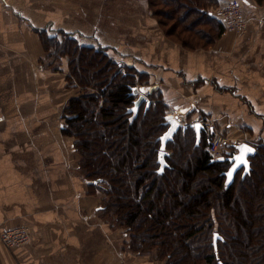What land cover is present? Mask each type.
Returning a JSON list of instances; mask_svg holds the SVG:
<instances>
[{"label": "crops", "instance_id": "obj_1", "mask_svg": "<svg viewBox=\"0 0 264 264\" xmlns=\"http://www.w3.org/2000/svg\"><path fill=\"white\" fill-rule=\"evenodd\" d=\"M244 1L246 32L237 36L226 32L208 50L191 51L164 41L155 65L168 79H178L177 87L193 88L202 81L191 98L181 93L188 88H166L182 115L192 110L196 118L201 113L219 114L228 131L239 127L260 133L264 132V3ZM7 2L0 0V234L24 224L32 230V241L13 247L0 241V264H147L145 255L131 256L121 248L120 234L97 215L101 195L89 192L88 181L77 168L76 152L68 146L72 142L61 134L59 114L65 102L56 100L57 92L65 97L59 86L63 80L49 75L38 62L41 45L32 22L16 19H38L33 6L27 0ZM73 3L57 1L63 14L73 12ZM11 4L16 18L7 10ZM49 5L51 19L63 17L55 15L54 1ZM79 7L85 12L84 1ZM258 136L264 141V133Z\"/></svg>", "mask_w": 264, "mask_h": 264}, {"label": "trees", "instance_id": "obj_2", "mask_svg": "<svg viewBox=\"0 0 264 264\" xmlns=\"http://www.w3.org/2000/svg\"><path fill=\"white\" fill-rule=\"evenodd\" d=\"M255 1L261 4L264 0ZM173 2V10L179 4L204 16L216 0ZM217 19L221 34L223 23ZM92 48L78 45L83 65L98 68L96 80L80 79V84L89 89L65 103L67 126L62 131L75 140L80 157L77 166L88 181L89 192L106 197L100 217L115 215L144 245H149L147 239L159 237L156 244L161 252L174 253L169 264H264V168H256L264 145H257L256 152L249 156L250 169L236 173L227 182L232 164L229 157L212 156L206 149L207 138L202 136L197 145L195 129H180L166 146L174 150L177 145L179 152L171 159L172 153L167 151L168 164L159 172L161 135L168 128L164 103L155 97L156 91H150L149 107L148 100L142 102L137 117L131 120L128 109L136 100L133 85L108 67L117 63L107 51ZM70 69L72 78L68 80H78L73 77L75 68ZM113 78L119 80L111 87ZM160 185L159 194L165 188L170 194L163 191L156 207L151 193ZM212 211L220 223V249L211 242L215 226ZM196 215L203 219L194 221ZM144 229L150 238L138 235Z\"/></svg>", "mask_w": 264, "mask_h": 264}, {"label": "rangeland", "instance_id": "obj_3", "mask_svg": "<svg viewBox=\"0 0 264 264\" xmlns=\"http://www.w3.org/2000/svg\"><path fill=\"white\" fill-rule=\"evenodd\" d=\"M3 1L8 4L7 0H2V2ZM51 1H54L55 4L54 9L57 11L55 15L60 13L63 14L65 11L64 7L60 8L57 5V1L63 5L65 0H27V3L33 6L34 15L38 18L34 21L27 18H16L11 9L12 4L11 6H8L7 10L13 13V16L19 21L24 20L32 22L33 34L39 39L41 45L39 51L40 55L38 54V62L49 75H59V77L62 78L63 81L60 82L59 86H61L66 93L64 97L59 94L60 92H57L56 102L59 101L60 97V100L64 99L62 102L67 103L70 97L79 95L80 93H83V91L88 90L89 88L80 84V79L93 82L96 80L95 76L98 68H96L95 65H83L84 59L81 52L82 50H78V45H88L93 47V50H99L102 48L103 50L107 51L111 60L117 63L116 66L114 63H109L108 67L110 69L112 68V70L119 77L122 76L123 80L131 82L133 87H137L139 89V93L134 94V96L137 99L139 94H144L145 100H148V107L151 103L150 100L147 99L148 94L150 91L152 93L156 91L154 92L155 97L158 98L159 96V98H161L162 102L164 103V123L166 126L168 125L169 127L167 115H172L181 122L182 126L177 130V132L180 131V129L185 130L188 127L195 129L193 124L203 121L201 123L204 125V129L202 131L201 139H203L202 136L207 138L206 149L212 156L224 158L233 156L238 152L236 145L243 142H247L255 146V152L257 145H264V141L258 136L262 135L264 132L261 131L260 133H255L252 130L247 131L246 129L241 131V128L239 127H237L234 132L228 131L220 124L221 115L219 114L213 116L201 113L200 116L196 118V115H193V113L196 112L194 110L186 115L179 113V110L174 108L172 102L169 100L170 94L168 96L167 89H172L174 91L175 88L178 90H185L188 88L189 90H185L184 92L181 91V93H183L182 95L184 97L191 98V95H193L192 92L195 91L196 88H200L203 85L201 83L202 81L197 80L195 83L196 85L193 88L190 85H185L182 88L181 86L177 87L178 79H168L167 73L163 74L160 71V67L155 65L160 62L161 50L163 52V44H173V46L178 45L180 48L191 51L208 50L214 47L219 38H221L226 32H230L236 36L246 32L248 30V25L247 29L243 32L227 30L224 25L223 32L221 34L218 32V16L214 10L216 7L221 6L228 0L225 2L222 0H216V3L213 5V7L209 8L207 14L204 13V16L197 14L195 11H191L189 8H182L179 4L176 5L173 10V8H171L172 5L175 6L173 0H74L75 3H73L70 8L73 12L63 14V17L56 19H51L53 18L52 16H54V14H52L53 11L51 8V13L48 14L47 12L48 10L46 7H50L49 4ZM83 1L84 7H86L85 12L81 11L83 10V7H79V5H82ZM95 2H97V6L93 5ZM241 2L244 4L246 9L245 1L241 0ZM263 3L264 1L261 4ZM43 9L44 12H41ZM213 37L215 38L213 39ZM198 41H200L199 44ZM183 42H185L186 45ZM90 53L93 54V52ZM34 63L36 64L37 62ZM108 67H106V70H108L109 73L110 69ZM70 68H73V70L75 68L74 72H76V75H73V77L77 78L78 80H68L72 78L71 76L69 77L70 74L72 75ZM64 72H66V74ZM171 74L172 72L170 71L168 75L171 76ZM117 80L119 79H111V87L116 83ZM179 80L181 81V79ZM66 94H68L67 98ZM145 100L143 102H145ZM65 103L62 105L60 104L61 109L59 116L62 122L61 134L66 139L71 140L72 145L70 143L68 146H72V148L75 150L74 138L72 136L63 134L62 131L64 130V127L67 126L66 120L64 119ZM129 109L128 111L131 112V119L133 112ZM183 125H187V127L183 128ZM94 131L92 133H94ZM216 136L223 137L225 140L219 146L218 153H211L210 142L213 141ZM231 136H236L237 138H234L233 140ZM184 140L187 144L188 137ZM169 141H167V143ZM201 141L202 140H200V142ZM200 142L198 144H200ZM166 151H170V153H172L171 159H175L179 152V147L176 145L174 150L172 148H166ZM75 152L77 155L76 161L78 162L80 157L76 150ZM257 162L258 166L256 168H264V154L260 155V157L257 159ZM243 167L244 166L238 168L234 175L236 173H241L242 170L245 172ZM163 170H160L159 167V172ZM85 180L87 179L85 178ZM160 189L161 185L158 187V189L151 193V200H153V202L156 204V207H159V204L163 199V191L165 192L164 195L170 194V189L166 188L162 190L161 194H159V191H161ZM97 194L101 195V201L99 202V205L100 209H103L102 206L105 205L104 201L106 197L100 192ZM127 196L129 197L131 194H127ZM212 214L215 221V226L211 242L215 246H219L220 249L221 240L218 238L220 235L218 232V224L220 223L213 211ZM97 215L99 217L101 216L100 210L98 211ZM201 219H203V217L196 215L194 221ZM102 220L105 221L106 225L108 224L107 226L113 228L120 234L119 244L121 245V248H125V250L131 254V256L133 254H136L137 256L145 255L147 264H169L171 259H173L174 253L171 255H165L163 252H161L160 245L156 244L160 241L159 237H148L149 234L147 230H140V234H138L139 236L143 235L145 238H150L147 239L149 240L147 241V244L149 245H144L143 243H140L137 238L132 237V230H129L127 226L121 225L115 215H113L111 218L104 216ZM149 242H153L151 248Z\"/></svg>", "mask_w": 264, "mask_h": 264}, {"label": "built area", "instance_id": "obj_4", "mask_svg": "<svg viewBox=\"0 0 264 264\" xmlns=\"http://www.w3.org/2000/svg\"><path fill=\"white\" fill-rule=\"evenodd\" d=\"M214 12L227 30L243 32L247 29L248 21L245 15V6L241 0H228L221 6L216 7ZM224 140L223 137L216 136L210 142L211 153H218L219 146ZM0 241L7 247L28 245L32 241V230L24 224L9 227L0 234ZM41 264L54 263L45 261Z\"/></svg>", "mask_w": 264, "mask_h": 264}, {"label": "water", "instance_id": "obj_5", "mask_svg": "<svg viewBox=\"0 0 264 264\" xmlns=\"http://www.w3.org/2000/svg\"><path fill=\"white\" fill-rule=\"evenodd\" d=\"M132 93L133 94L139 93V89L137 87H133ZM144 100H145V95L139 94L138 98L134 101V104L130 107L129 110L133 112V116L131 117V120H133L135 116L137 115L140 105ZM167 122L169 123V127L161 136L162 144L159 150V157H158V161L160 163V170H163L164 167L167 165V162L165 159V156L167 154V151H166L167 141L171 140L174 134L177 132V130L182 126L181 122L176 117H173L172 115H167ZM193 126L196 131V142L198 144L201 140V135L204 129V125L201 122H196L193 124ZM186 127L187 125H183V128H186ZM242 146H247V148L251 149V151L244 153L242 151ZM236 148L238 149V152L235 153L233 156L229 157L230 161H232V164L229 170L227 171V175L231 173V176L228 175L227 182H230L232 180L234 173L236 172L238 168L244 166L245 172H247L250 169L249 156L255 152V146L247 142H243V143L236 145ZM219 159H224V157H219ZM242 160L246 162H242Z\"/></svg>", "mask_w": 264, "mask_h": 264}, {"label": "snow or ice", "instance_id": "obj_6", "mask_svg": "<svg viewBox=\"0 0 264 264\" xmlns=\"http://www.w3.org/2000/svg\"><path fill=\"white\" fill-rule=\"evenodd\" d=\"M242 151H243L244 153H247V152H250L251 149L247 148V146H242ZM241 159H242V158H241ZM242 162H246V161H243V160H242ZM228 175L231 176V173H229Z\"/></svg>", "mask_w": 264, "mask_h": 264}]
</instances>
